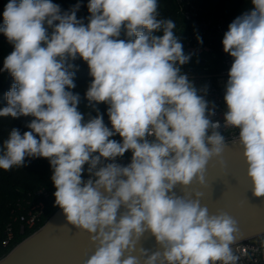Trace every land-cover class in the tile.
<instances>
[{"label":"clouds","instance_id":"obj_1","mask_svg":"<svg viewBox=\"0 0 264 264\" xmlns=\"http://www.w3.org/2000/svg\"><path fill=\"white\" fill-rule=\"evenodd\" d=\"M250 2L222 40L233 58L223 126L239 129L232 144L242 147L253 196L260 198L264 0ZM80 7L62 12L52 0H8L4 7L0 33L13 50L0 71L14 83L0 117L33 119L29 131L12 128L0 145V169L24 167L26 158L49 160L55 205L96 245L83 264H140L131 253L146 231L162 251L140 248L143 264H239L232 247L236 221L223 211L210 215L199 192L192 198L173 191L193 181L204 185L206 165L227 144L220 122L209 119L214 106L209 109L181 72L191 56L184 54L176 23L159 18L158 0H88L87 25L77 19ZM122 31L127 39H119ZM77 57L92 77L86 98L109 105L111 128L98 109L86 122L78 110L70 71L76 66L69 62ZM116 135L122 142L110 139ZM129 150V164L115 162ZM260 244L264 248V240Z\"/></svg>","mask_w":264,"mask_h":264},{"label":"trees","instance_id":"obj_2","mask_svg":"<svg viewBox=\"0 0 264 264\" xmlns=\"http://www.w3.org/2000/svg\"><path fill=\"white\" fill-rule=\"evenodd\" d=\"M197 11L198 16L195 20L187 21L182 12L178 0H158L159 18H170L176 23V35H183L186 37V42L192 46H210L216 58H211V66L220 68V46L221 42H213L212 38L206 33L203 36L199 24L205 22L206 24L216 25L220 20L226 23H231L236 17L241 15L245 10L251 8L250 0H186ZM8 0H0V25L3 24V11ZM53 3L58 4L61 11H68L77 3L81 4L80 9L77 11V19H83L87 25V17L90 15L87 9L88 0H52ZM184 33V34H182ZM162 35V33H154ZM197 37L203 41L201 44ZM119 39H127L124 32H121ZM183 45V43H182ZM13 50V46L8 43L3 33H0V69H3V58ZM185 55H188L183 47ZM74 64L76 68L70 69L75 71L74 83L76 87L71 89L73 94H79L78 110L84 114L85 122L89 119V115L96 116L97 109L103 115L104 123L111 128L107 109L109 105L105 103L91 102L86 98V91L92 77L89 75V69L81 58L77 57L74 61H69ZM190 66V63L184 64ZM5 71H0V108L7 106L5 94L10 90L11 85L14 83L13 78ZM33 117H0V145L7 139L8 134L12 128L20 130L21 134L29 131L26 127ZM38 138V137H37ZM117 142H122L119 135L110 137ZM95 155V154H94ZM127 156H132V152L127 151L123 157H118L116 161H121ZM110 162V161H106ZM86 164L84 172L82 173L83 179H88ZM52 169L49 160L46 158H26V165L24 167H13L9 171L0 169V243L6 237V231L9 225L14 229L15 238L5 254H8L15 246L21 243L28 236L33 234L41 228L51 216H53L60 208L55 205L54 192L56 191L53 183L51 182ZM42 203L44 205L43 214H41L39 221L35 228L26 227L22 232L21 228L24 223L21 221L22 216H27L29 211L35 205Z\"/></svg>","mask_w":264,"mask_h":264},{"label":"water","instance_id":"obj_3","mask_svg":"<svg viewBox=\"0 0 264 264\" xmlns=\"http://www.w3.org/2000/svg\"><path fill=\"white\" fill-rule=\"evenodd\" d=\"M224 95L225 90H222L225 103ZM173 191L177 196L192 198L199 192L202 194L200 203L208 208L210 215L223 211L231 216L238 228V240L232 247L250 243L264 234V197L253 196L239 143H227L220 156L209 160L204 185L193 181L187 187L177 185ZM119 211H124L123 207ZM95 247L90 235L68 224L59 209L41 228L15 246L0 264H83L94 253ZM140 248L148 250L149 254L162 251L147 231L131 253L143 264Z\"/></svg>","mask_w":264,"mask_h":264},{"label":"built area","instance_id":"obj_4","mask_svg":"<svg viewBox=\"0 0 264 264\" xmlns=\"http://www.w3.org/2000/svg\"><path fill=\"white\" fill-rule=\"evenodd\" d=\"M181 6V12L187 21L195 20L198 16L196 9L188 3L186 0H178ZM230 23H226L224 20H220L216 25L200 23L198 26L202 30L203 36L208 33V36L212 38L213 42H221L223 40L225 32L228 31ZM184 34V33H182ZM180 43H183V47L190 54L191 58L188 63L190 66L181 65V72L187 74L190 81L197 89V94L204 97L208 101L209 109H213L215 114L210 116L209 119L213 122H220V133L225 137L226 142L230 143L233 137L239 135V129L225 128L224 125V113L227 111L226 104L223 102L221 91L226 90V83L228 80V73L233 63V58L225 53L223 45L220 46V68L219 66H211V58H216L213 53V49L210 46H192L189 42H186V37L178 35ZM203 61V64L200 62ZM187 64V63H186ZM213 64V63H212ZM211 131H209V135ZM151 139V137L149 138ZM132 156H127L121 161H115L121 165H127L131 162ZM44 205L39 203L31 208L27 216H22L21 221L24 223L21 230L22 232L26 227L35 228L41 214H43ZM15 238L14 229L11 225L8 226L6 231V237L0 243V261L6 257L5 250L9 248ZM264 240V234L256 237L250 243H240L233 247V251L241 256L239 264H264V248L261 247L260 241ZM248 257H251L249 259Z\"/></svg>","mask_w":264,"mask_h":264},{"label":"rangeland","instance_id":"obj_5","mask_svg":"<svg viewBox=\"0 0 264 264\" xmlns=\"http://www.w3.org/2000/svg\"><path fill=\"white\" fill-rule=\"evenodd\" d=\"M3 60H4V58H3ZM5 72H6V73H5V74H6V76H8V74H9V73H8L7 71H5Z\"/></svg>","mask_w":264,"mask_h":264}]
</instances>
